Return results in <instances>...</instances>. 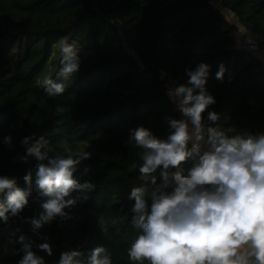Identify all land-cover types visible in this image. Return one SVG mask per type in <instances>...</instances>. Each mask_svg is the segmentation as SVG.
Masks as SVG:
<instances>
[{"label": "trees", "instance_id": "1", "mask_svg": "<svg viewBox=\"0 0 264 264\" xmlns=\"http://www.w3.org/2000/svg\"><path fill=\"white\" fill-rule=\"evenodd\" d=\"M227 11L264 53V0H0V176L15 177L21 189L28 187L26 174L33 181L24 210L0 221V264H17L21 235L51 245V256L34 246L45 264H58L68 250L81 251L79 259L87 261L97 246L112 264H137L127 254L139 231L130 223L129 194L134 186L150 193L160 180L158 173L156 185L140 177V149L127 143L129 133L142 125L167 139L166 118H183L168 89L187 82L186 69L211 66L206 90L216 103L207 111L219 114L213 126L229 135L264 132V61L236 48ZM65 40L74 45L80 68L63 81L62 94L49 96L45 81L62 82V56L54 49ZM221 64L223 81L215 78ZM8 135L11 146L4 143ZM41 136L53 157L90 152L74 176L96 187L86 201L66 209L70 219L57 218L34 232L30 220L43 212L47 198L35 189L38 161L21 160V140ZM197 162L193 155L184 167ZM100 216L109 221L106 232Z\"/></svg>", "mask_w": 264, "mask_h": 264}, {"label": "clouds", "instance_id": "2", "mask_svg": "<svg viewBox=\"0 0 264 264\" xmlns=\"http://www.w3.org/2000/svg\"><path fill=\"white\" fill-rule=\"evenodd\" d=\"M59 47L63 67L58 75L62 82L45 81L49 96L62 94L63 81L80 68L74 45L65 40ZM210 68L201 62L194 69H186L187 82L168 89L183 118H166L170 130L167 139L157 138L142 125L130 130L127 143L140 149V177L156 185L158 173L160 180L150 193L143 186H134L129 194L134 200L130 223L139 231L127 254L137 264H264V132L229 135L213 126L219 114L207 111L216 103L206 90ZM224 72L221 64L215 78L223 81ZM206 111L208 124L203 118ZM4 143L11 146L12 137L5 136ZM21 144L26 146L21 160L33 157L38 161L35 189L47 198L41 204L43 212L30 220L33 231L57 218L70 219L66 209L86 201L96 187L74 176L91 153L50 156L54 149L43 136L24 137ZM193 155H199V162L185 168ZM88 171L85 167L84 174ZM23 179L27 189H21L15 177L0 176V221L7 223L28 205L31 173ZM97 222L106 232L109 221L100 216ZM17 242V253L21 254L17 264H45L34 246L48 256L53 254L48 242L36 244L25 235ZM82 255L79 250L61 252L58 264H112L103 246L95 247L87 261L79 259Z\"/></svg>", "mask_w": 264, "mask_h": 264}, {"label": "built area", "instance_id": "3", "mask_svg": "<svg viewBox=\"0 0 264 264\" xmlns=\"http://www.w3.org/2000/svg\"><path fill=\"white\" fill-rule=\"evenodd\" d=\"M211 4L214 1L210 2ZM228 20L234 24L233 30L230 32V36L236 41V48L239 50L250 51L258 59L264 61V53L261 51L258 41L245 29L239 22L238 17L232 12H226Z\"/></svg>", "mask_w": 264, "mask_h": 264}, {"label": "rangeland", "instance_id": "4", "mask_svg": "<svg viewBox=\"0 0 264 264\" xmlns=\"http://www.w3.org/2000/svg\"><path fill=\"white\" fill-rule=\"evenodd\" d=\"M60 45H57V46H55V53H58V52H60V47H59ZM50 66H49V68L44 72V74H43V76L41 77V79L43 78V77H46V75L47 74H49V72H50ZM38 85V84H37Z\"/></svg>", "mask_w": 264, "mask_h": 264}, {"label": "crops", "instance_id": "5", "mask_svg": "<svg viewBox=\"0 0 264 264\" xmlns=\"http://www.w3.org/2000/svg\"><path fill=\"white\" fill-rule=\"evenodd\" d=\"M202 151H203V149H202Z\"/></svg>", "mask_w": 264, "mask_h": 264}]
</instances>
